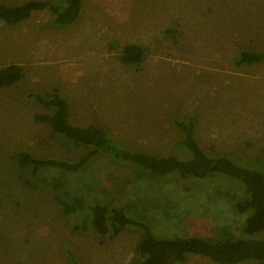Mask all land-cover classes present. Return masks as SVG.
<instances>
[{
	"label": "rangeland",
	"instance_id": "374dc122",
	"mask_svg": "<svg viewBox=\"0 0 264 264\" xmlns=\"http://www.w3.org/2000/svg\"><path fill=\"white\" fill-rule=\"evenodd\" d=\"M50 20L40 11L16 26L0 22V68L24 70L0 89V264H73L71 254L80 264H134L143 230L99 235L95 204L125 207L161 237L242 236L246 217L227 197L245 196L235 179L155 177L103 154L79 174L34 176L18 157L72 161L89 151L35 120L53 110L30 94L58 93L72 125H95L124 148L188 160L175 121H193L208 154L264 173V61L237 64L243 51H264V0H82L79 22ZM129 44L143 48L142 64L122 63ZM77 196L83 207L66 214L63 201ZM183 264L213 263L190 255Z\"/></svg>",
	"mask_w": 264,
	"mask_h": 264
},
{
	"label": "trees",
	"instance_id": "16d2710c",
	"mask_svg": "<svg viewBox=\"0 0 264 264\" xmlns=\"http://www.w3.org/2000/svg\"><path fill=\"white\" fill-rule=\"evenodd\" d=\"M62 3L66 5L62 6ZM40 11L51 15L49 25L67 26L80 20L82 0H31L20 6L10 7L0 4V22L16 26ZM79 22V21H78ZM146 59L143 48L136 44L125 47L121 61L124 65H139ZM264 61V51H243L237 64H257ZM24 78V70L17 64L0 68V89L12 86ZM52 114H36L37 122L48 124L53 132L74 145H85L89 151L76 160L37 158L27 152L18 157L21 167H30L32 175H41L49 170H63L70 174L82 172L91 160L99 154L107 155L117 162L136 166L144 173L155 177L177 176L180 179H212L223 175L242 183L245 196L227 195L236 212L245 216L242 236L236 237L226 231L215 237L166 238L154 234L145 223L127 216L125 207H109L95 204L91 210L93 224L99 235L117 236L127 226L134 225L143 230V237L134 251V264H183L188 256L195 255L208 259L213 264H240L256 262L264 264V239H254V235L264 231V173L245 166L225 155L213 156L202 149L195 136V123L176 120L175 125L183 134L181 145L190 153L188 160L175 156L160 157L138 149H128L119 145L106 131L95 125L76 127L70 122V106L58 93L50 98L30 94ZM67 195L70 196L69 192ZM65 213L83 207V198L63 201ZM71 254L73 264H80Z\"/></svg>",
	"mask_w": 264,
	"mask_h": 264
}]
</instances>
